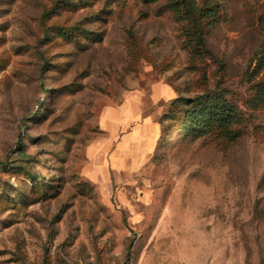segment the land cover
<instances>
[{
	"label": "rangeland",
	"instance_id": "rangeland-1",
	"mask_svg": "<svg viewBox=\"0 0 264 264\" xmlns=\"http://www.w3.org/2000/svg\"><path fill=\"white\" fill-rule=\"evenodd\" d=\"M220 1L197 58L163 2L0 0V264H264V0ZM169 87L239 136L159 130Z\"/></svg>",
	"mask_w": 264,
	"mask_h": 264
},
{
	"label": "trees",
	"instance_id": "trees-1",
	"mask_svg": "<svg viewBox=\"0 0 264 264\" xmlns=\"http://www.w3.org/2000/svg\"><path fill=\"white\" fill-rule=\"evenodd\" d=\"M147 3L163 2L161 10L169 11L182 24L185 43L193 57L203 58L209 54L206 39L224 18L220 0H145ZM264 19L262 15L261 20ZM254 75L264 69V39L256 55ZM175 96L171 98L168 111L162 116L159 130H172V123L164 126V120H175L187 134L203 136L209 133L235 139L239 136V125L244 122L240 107L226 96L224 89L215 88L194 96H183L171 87ZM264 102V87L257 93L256 105ZM163 125V130H162ZM21 152L22 142H19ZM6 166L0 161V168Z\"/></svg>",
	"mask_w": 264,
	"mask_h": 264
},
{
	"label": "crops",
	"instance_id": "crops-1",
	"mask_svg": "<svg viewBox=\"0 0 264 264\" xmlns=\"http://www.w3.org/2000/svg\"><path fill=\"white\" fill-rule=\"evenodd\" d=\"M169 88L168 89H169L170 97L173 98L174 97V90L171 87H169Z\"/></svg>",
	"mask_w": 264,
	"mask_h": 264
}]
</instances>
